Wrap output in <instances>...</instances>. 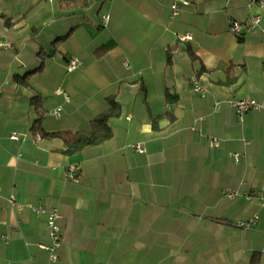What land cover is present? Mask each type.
<instances>
[{"label": "crops", "instance_id": "0c3cea01", "mask_svg": "<svg viewBox=\"0 0 264 264\" xmlns=\"http://www.w3.org/2000/svg\"><path fill=\"white\" fill-rule=\"evenodd\" d=\"M63 1L0 0V264H264V205L224 193L264 196V110L240 117L228 103L264 99V9L186 0L171 17L180 0ZM255 15L259 27L245 31ZM70 57L81 65L69 72ZM193 77L204 96L190 91ZM109 100L120 114L98 146L67 155L31 131L39 116L44 133L85 128ZM30 206L60 214L56 263ZM256 213L253 228L235 226Z\"/></svg>", "mask_w": 264, "mask_h": 264}, {"label": "built area", "instance_id": "2783aa9c", "mask_svg": "<svg viewBox=\"0 0 264 264\" xmlns=\"http://www.w3.org/2000/svg\"><path fill=\"white\" fill-rule=\"evenodd\" d=\"M182 5H188V1L180 0L176 3H173L170 6L171 17H176L178 15L180 11V6ZM254 5L258 6L261 9H264V1L262 0H250L248 6L251 7ZM102 20H103V24L106 25L109 20V15L108 14L103 15ZM259 25H260V16L255 15V16H251L247 21V23L244 24V26L240 22L232 21L230 23V32L234 34L236 37H239L242 33V26L244 27L245 31H251L259 27ZM177 38L180 41H190L192 39L191 35L188 33L178 34ZM80 65L81 62L76 57H70L69 59L66 60L65 63L66 70L69 72L75 70ZM191 83H192L190 89L191 92L198 93L201 96L205 95L206 90L204 89L198 78L193 77L191 79ZM0 97H1V88H0ZM228 103L235 110L236 114L240 117L243 114L247 113L248 111L264 110V99H262L261 101H256L251 98H245L242 100L229 99ZM58 113H59V109H55L54 111H52L53 115H58ZM199 120H202V118ZM9 138L11 140H19L21 137L16 133H12L9 136ZM208 145L210 147H217L219 145V142L217 139H210ZM129 148L139 153L145 152L144 147L140 144H132L129 146ZM231 157L234 158L235 161H238L242 157V155L239 153H232ZM78 171H79V167L77 165L69 166L67 169V178L69 180L75 179ZM224 193L228 199H233L241 196L245 198V200L247 201H251L252 199H257L261 206L264 205V196L262 192L259 190H252L245 193H239L236 190L227 189L225 190ZM10 203L20 208V205L16 203L14 197H10ZM30 208L37 215H42L45 217L46 231H47V236L49 238V243L47 245H39V248L46 250L48 252L50 263H56L59 259V252L62 245V230L59 224L60 214L58 210L54 207L30 206ZM258 219H259V215L256 213L253 214L249 219L236 222L235 226L241 229H251L256 225Z\"/></svg>", "mask_w": 264, "mask_h": 264}, {"label": "trees", "instance_id": "16d2710c", "mask_svg": "<svg viewBox=\"0 0 264 264\" xmlns=\"http://www.w3.org/2000/svg\"><path fill=\"white\" fill-rule=\"evenodd\" d=\"M62 3L69 4L61 0ZM9 25V21L5 22ZM69 33L57 38L54 44H58L64 41L68 37ZM167 63L170 64V49H167ZM41 69V66L37 69ZM28 75L23 77H17V80L27 86L28 85ZM32 103L37 109L41 108L39 96L32 99ZM120 114V106L113 100H109V108L106 112L96 116L92 119L85 128L76 131H62L56 133H44L40 128L41 116H39L33 123L31 131L33 134L46 138H57L60 139L63 144L62 152L67 155H72L78 153L90 146H98L108 140L112 136V129L110 125V120L118 117ZM165 116V114L163 115ZM155 127V126H154Z\"/></svg>", "mask_w": 264, "mask_h": 264}, {"label": "rangeland", "instance_id": "374dc122", "mask_svg": "<svg viewBox=\"0 0 264 264\" xmlns=\"http://www.w3.org/2000/svg\"><path fill=\"white\" fill-rule=\"evenodd\" d=\"M133 150V149H132Z\"/></svg>", "mask_w": 264, "mask_h": 264}]
</instances>
